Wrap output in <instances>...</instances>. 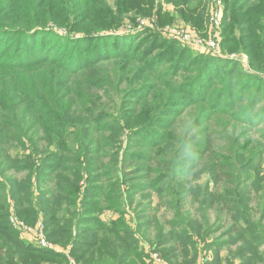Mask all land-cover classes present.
Returning a JSON list of instances; mask_svg holds the SVG:
<instances>
[{
	"label": "trees",
	"instance_id": "trees-1",
	"mask_svg": "<svg viewBox=\"0 0 264 264\" xmlns=\"http://www.w3.org/2000/svg\"><path fill=\"white\" fill-rule=\"evenodd\" d=\"M133 1L118 0L115 11L106 0H0V121L17 120V126L13 124L11 128L12 123L0 122V153L8 154V150L1 149V138L8 132H14L13 138L17 141L12 143H16V147L27 149L28 143L37 152L36 140L31 138L30 132L40 130L32 128L36 120L42 126L49 149L42 167L30 168L41 173L47 158L68 167L61 170L57 180L59 183L69 180L42 192L41 200H46L43 215L47 238L63 245L69 243L72 254L82 250L79 256H85L101 245L104 249L120 246L121 255L137 253L139 241L127 231L126 222L106 225L94 215L101 205L119 206L115 204L116 194L107 197L117 184L102 179L111 176L124 181L129 196L155 189L160 200L176 210L188 211L185 207L191 202L198 204L204 214L220 209V213L229 216L227 221L232 223L226 235H230V239L206 244V247L214 252L231 250L234 246L237 249L231 259L217 257L210 264H237V261L264 264V235L260 225L253 221L256 213L251 207L252 194H255L257 199L263 200L259 207L264 218V175L261 172L264 79L260 75L244 74L240 65L228 58L197 55L180 48L175 41L159 37L152 43L164 49L153 57V47L149 49L144 44L149 31L137 35L140 41L135 45V42L127 43L129 37L94 35L114 27L130 10H137L139 4ZM194 1L202 0H180V3L188 5L191 13H197ZM223 2L220 38L223 51L245 52L251 66L264 70V0ZM139 3L141 14L152 12L153 1L149 9L142 8L143 2ZM50 22L68 30L66 36L50 30L47 26ZM120 59L128 62V70L133 63H141L145 69L135 74L136 80L139 76L138 84L133 76L129 78L126 74L117 78L120 80L117 83L112 79L116 88L125 85L127 89L128 85H133L127 96L130 101L137 99L136 106L127 108L126 97L127 105L118 110L124 116L123 122L103 126L101 123L113 115H105L99 123L96 119L100 115L91 112L95 121L87 124L82 121L78 107L74 108L73 100L78 99V94H84L80 86L90 88L98 82L85 79L83 84L79 83L76 94L72 90L76 91L77 78H73L80 75L81 79L101 67L118 66L116 61ZM99 80L105 84L111 82V79ZM196 107L197 114L186 127L185 136L178 138L171 134L183 122L185 113L193 112ZM90 109L84 107L81 113L87 117ZM107 133L117 140H108ZM255 133L260 134L261 140L252 136ZM125 134L127 141L122 155L105 153L106 149L122 148L120 141ZM39 140H43L42 137ZM32 156L28 157L30 163ZM108 156L112 158L105 164L103 161ZM116 164H121L119 169ZM182 174L186 177L195 174L194 185L183 179ZM201 174L208 177L203 185L210 186L204 188L201 181L195 183ZM143 181L148 183L143 184ZM212 184H225V194L215 195L216 188H212ZM30 186V183L21 185L12 198L18 206L19 218L34 225L31 219L36 209L29 199ZM189 196H193L194 201H188ZM79 198V211L68 209L67 213H61L63 204L75 207ZM48 208L51 210L46 212ZM4 213L5 208L0 206V262L7 256L6 264H15L17 258L21 260L27 254L54 258V251L36 248L21 240ZM144 224L140 227L145 228ZM214 232L207 229L200 236L204 241ZM94 236L97 239L91 243L89 239ZM107 236L116 238L117 242L107 240ZM192 238L187 229L166 235L160 230L157 250H161L168 261L178 264L182 260L181 264H185L189 245L195 249V244L189 243ZM173 243L176 245L163 249Z\"/></svg>",
	"mask_w": 264,
	"mask_h": 264
},
{
	"label": "rangeland",
	"instance_id": "rangeland-1",
	"mask_svg": "<svg viewBox=\"0 0 264 264\" xmlns=\"http://www.w3.org/2000/svg\"><path fill=\"white\" fill-rule=\"evenodd\" d=\"M118 0H106L108 6L116 9V3ZM152 12H147L146 14H141L139 11L140 3L143 2L142 8L149 9L152 5ZM134 3L137 2L139 7L137 10H130L127 14H124L121 22L118 21L114 27L101 30L100 32L94 33V35L98 33H104L101 37H116L123 38L129 37L130 40L127 41L129 45H134L140 41L139 35L140 33H144L149 31L150 33L144 44L146 47L150 49L153 47L152 56L156 57L157 54L164 49L162 45L158 46L152 43L154 38H162L164 40L175 41L178 43L180 48L188 49L192 51V53L197 55H219L218 57L222 59H229L233 62H236L240 65L241 71L244 74L250 75H260L264 79V70L256 69L249 63L248 60H243L241 57L247 56L245 52H227L223 51L221 46V41L219 43L218 48L215 51H211L209 46H207V42L210 39V13L212 9L217 5L218 2H221L222 5H225L223 0H202L200 3L194 1V4L197 5V13H191L189 11V6L180 3V0H134ZM199 21L201 23H199ZM47 26L52 31H56V35L61 37H65L68 33V30L61 29L55 26L53 23H48ZM184 37L193 38L194 42H188L183 39ZM153 44V46H152ZM112 49V46L110 47ZM115 52V48L112 53ZM248 57V56H247ZM118 66L109 65L107 67H101L94 71L88 72L85 74V77H81L80 75L73 78L77 81L76 91L73 93L78 94L79 90L85 91L83 95L78 94V99L73 100L74 108L78 107V110L81 114L82 121L87 124L93 123L95 120L93 119V115L91 112L98 113L100 116L96 119L99 120L105 115H113L108 117L104 122L101 123L103 126H111L113 123L124 120V116L118 113V110L122 109L125 105L127 108L135 107V100H131L128 98V89L129 87H133V85H128L127 89H125V85L119 86L116 88V84L113 86V80L115 78V83L120 80L117 78L124 77L126 74L129 78L133 76V81H137L139 83V76L136 80V72L139 69H142V73L145 71L141 63H133V67L131 69H127L126 64L128 62L121 60L116 61ZM246 68L248 71L246 72ZM87 79L88 81H97L98 83L95 86L90 88L80 86L78 90L79 83L83 84V82ZM109 80L111 79V84H105L104 81L99 80ZM151 79L154 80L152 77ZM73 84V83H72ZM72 84L70 88H72ZM125 89V90H124ZM132 89V88H131ZM125 95V96H124ZM127 97V102H126ZM76 101V103H75ZM126 102V104H124ZM92 104V105H91ZM84 107H91L90 112L87 117L81 113ZM198 108L196 107L194 111L188 110L185 113V117L183 118V122L175 128V132L171 133L175 137L183 138L186 134V127L189 125V122L192 121L194 116L197 114ZM102 121V120H101ZM0 122H10L12 123L10 128L15 124L17 126V120H13L10 118H4ZM30 122H34L31 120ZM100 123V122H99ZM25 125V124H24ZM32 128L40 129L36 132V130H32L30 132L31 138L34 137L36 140L38 151L36 152L35 147L31 146L27 143V149H23L20 147H16V143L13 144L12 141H17L13 138L14 132H8L2 136L3 146L1 147L3 150H8V154L0 153V206L5 208V213L7 215V221L10 226L19 233L20 239L27 242L30 245L35 246L36 248H40L43 250L54 251V258L51 256H45L40 254H27L24 258L16 259L15 264H156L152 259V254L157 253L163 261L168 264H174V262L168 261L161 254V250H157V236L158 232L162 230L163 234L166 235L168 233H172V231L182 232L184 229L189 230L190 234L193 236L189 243L195 244V249L189 245V255L184 258L185 264H210L215 261L217 257L225 259H231L233 253L236 251L237 246H234L229 249H223L221 252H214V249H208L206 244H212L215 242H226L230 239V235H226L227 230L232 222L227 221L229 216L225 213H220V209L217 211L212 210L207 213H202V209L198 204L193 205L191 202L187 204L185 208L188 211L176 210L175 207H169L165 204L164 201H161L157 191L155 189H150L146 192H136L129 196L128 190L126 191V184L122 180H114V177L104 176L103 181L111 180L113 185H116V188L111 189L107 197L109 195L115 196V204H118V207H111L110 205H101L98 213L94 212L96 217H99L104 224L109 225L110 223H116L117 221H124L127 223L128 232H132L134 238L138 239V249L137 253H133L132 255H121V247H111L104 249V246H98L94 250L88 252V255L79 256L83 254L81 250L78 254H72L71 249L72 246L68 243L63 245L58 241L53 239L49 240L46 235L45 224H44V212L43 207L46 200H41L42 192H47L51 187H55L59 181L58 176L61 174V170L68 168L67 165L61 163L58 164L55 160H50V158L45 159V166L42 172H33L30 166H34V170L36 168L42 167V160L46 157V153L49 149V146L46 141H49L44 136L43 128L38 124L37 120L34 123ZM221 127H216V129ZM215 129V130H216ZM34 135V136H33ZM252 136L256 140H261L260 134L255 133ZM42 137L43 140H39ZM106 137L110 141H116L114 135L110 133L106 134ZM25 140V139H24ZM45 140V141H44ZM126 134L121 138L120 144L122 148L119 149H106L105 153L109 154H117L122 155V149L126 145ZM71 142V141H70ZM31 147V148H30ZM32 151H31V150ZM52 149V148H51ZM32 152V153H31ZM32 155H35L33 157ZM33 157V162L30 163L28 157ZM50 157V156H47ZM264 157V154H263ZM112 157H107L104 159L105 164H109ZM113 165V163H111ZM121 164H116V169H119ZM71 166V164H70ZM261 172L264 175V159L261 166ZM123 176V175H122ZM182 174L181 177L186 179L187 181H191L194 185L195 174L189 175ZM200 180H196L195 183H200L201 186L206 188L210 185H203L204 182L208 179L206 175H199ZM121 179V178H120ZM226 179V178H225ZM69 179H63L60 183H64ZM116 181V182H115ZM31 184L29 188V199L33 202V207L36 209V215L31 219L32 222H35L34 225L27 224L24 220L19 218L17 211L16 201L12 198L13 193L18 190L21 185ZM59 183V184H60ZM135 182V184H138ZM143 184L148 183L147 181H143ZM81 193L84 191L83 182L80 184ZM189 187V186H188ZM212 188H216L215 195H224L225 194V184H212ZM194 195V194H193ZM48 197H51L50 195ZM253 201H251V207L255 210L256 215L253 216V221L256 224L260 225L264 235V218L261 217V209L260 205H262L263 200L257 199L255 194H252ZM46 199V198H45ZM51 199V198H50ZM102 200V199H101ZM188 201H194L193 196H189L187 198ZM80 198L77 201V206L71 205L67 207V204H63L61 206V213H67L68 209L70 212H74L76 210L79 211ZM51 209H46L50 211ZM258 213V214H257ZM92 216V213L90 217ZM11 217H17L20 222H22L28 229L30 230H20L21 228H15L11 225L10 219ZM35 220V221H34ZM181 221L176 223L177 221ZM42 223L44 226V233L47 238V242L50 244L51 248L46 249L43 248L36 242V234L34 233V229L38 224ZM142 223H146L145 228L140 227ZM172 223V224H171ZM200 223L203 229H200ZM200 229V230H199ZM207 229H211L215 231L212 233L206 240L203 241L204 237L200 236L202 232H205ZM96 236L89 239L91 243L95 242ZM107 240H111V242H117L116 238L111 239L110 236H107ZM230 242V241H229ZM173 245L170 244L164 247L163 249H170ZM178 246V245H177ZM264 251V247L262 248ZM180 252V251H178ZM4 261H1L0 264H6L9 259L7 256L4 257ZM182 260L178 264H181ZM240 261H237L239 264Z\"/></svg>",
	"mask_w": 264,
	"mask_h": 264
},
{
	"label": "built area",
	"instance_id": "built-area-1",
	"mask_svg": "<svg viewBox=\"0 0 264 264\" xmlns=\"http://www.w3.org/2000/svg\"><path fill=\"white\" fill-rule=\"evenodd\" d=\"M223 5L221 4V2H218L217 5L212 9L211 13H210V39L208 40V42L206 43L207 46H209V49L211 51H215L220 43V38H221V31H222V19H223ZM184 40H187L188 42H194L195 40L193 38H188V37H184ZM213 56H219L217 55H213ZM223 57V56H221ZM242 61L248 60V57L243 56L241 57ZM248 71V68H246V72ZM10 223L12 226H14L15 228H21L20 230L26 231V230H30L28 229L22 222H20V220L17 217H11L10 219ZM34 233L36 234V242L41 245L43 248L46 249H50L51 246L50 244L47 242V238L46 235L44 233V226L42 223L38 224L36 226V228L34 229ZM152 259L154 260V262L156 264H168L165 261H163L161 259V257L157 254V253H153L152 254Z\"/></svg>",
	"mask_w": 264,
	"mask_h": 264
}]
</instances>
